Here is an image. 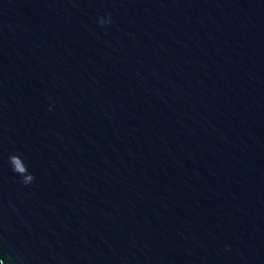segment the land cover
<instances>
[{
    "label": "water",
    "instance_id": "water-1",
    "mask_svg": "<svg viewBox=\"0 0 264 264\" xmlns=\"http://www.w3.org/2000/svg\"><path fill=\"white\" fill-rule=\"evenodd\" d=\"M0 261L264 264V0H0Z\"/></svg>",
    "mask_w": 264,
    "mask_h": 264
},
{
    "label": "clouds",
    "instance_id": "clouds-1",
    "mask_svg": "<svg viewBox=\"0 0 264 264\" xmlns=\"http://www.w3.org/2000/svg\"><path fill=\"white\" fill-rule=\"evenodd\" d=\"M111 14L109 13V17ZM99 23L104 25L105 23H112L111 19L105 21L103 18L100 19ZM9 162L12 166V171L18 174L22 179L21 182L23 185L28 186L35 180V176L29 171L28 165L25 163L22 155L12 154L9 157ZM0 264H3V261H0Z\"/></svg>",
    "mask_w": 264,
    "mask_h": 264
}]
</instances>
